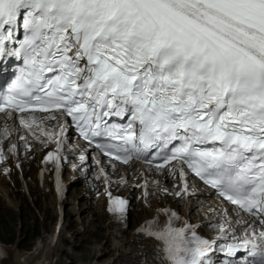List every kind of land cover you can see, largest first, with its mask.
Segmentation results:
<instances>
[{
	"label": "snow or ice",
	"instance_id": "obj_1",
	"mask_svg": "<svg viewBox=\"0 0 264 264\" xmlns=\"http://www.w3.org/2000/svg\"><path fill=\"white\" fill-rule=\"evenodd\" d=\"M12 60L0 114L26 131L18 139L28 151L29 137L54 146L44 162L56 168L58 191L70 119L110 162H141L173 177L165 193L193 196L192 175L251 217L221 251L264 264V0H0V72ZM9 151L18 155V145ZM101 176L110 185L103 167ZM104 195L107 212L126 227L129 201L109 187ZM164 214L163 225L149 221L138 233L162 243L165 264H210L216 241L187 222L176 227V212ZM45 250L39 238L22 253L25 264H51ZM9 256L0 244V264Z\"/></svg>",
	"mask_w": 264,
	"mask_h": 264
},
{
	"label": "bare ground",
	"instance_id": "obj_2",
	"mask_svg": "<svg viewBox=\"0 0 264 264\" xmlns=\"http://www.w3.org/2000/svg\"><path fill=\"white\" fill-rule=\"evenodd\" d=\"M30 165L33 164L30 163ZM134 169L137 171L138 174H141L142 171H140L137 167L130 168L128 169V171L129 170L133 171ZM118 172H119V180H121L125 171L119 170ZM76 173H79V171H77ZM148 176H151V174L148 173ZM77 181L79 183H82L80 188H83L85 187L88 179L85 177H79ZM151 181L152 183L150 185L151 186L150 188L152 192L157 193L156 194L157 197L151 199L152 202L151 206L154 205L155 207L156 203H159L160 205H165L170 200H176L174 195L163 193L164 188H168L169 190H174L173 184L175 182L171 180L169 176H158V177L153 176ZM131 191H132L131 188H128V193H131ZM77 195L80 196L81 192L79 191ZM181 200L184 201L182 203L183 218L186 219L192 218L194 222H203V224L207 227H212L215 224L222 222V220H220V214L216 209V203L212 202L204 194L195 192L194 195L191 197H181ZM1 202L2 201L0 199V203ZM47 204H52V202L48 201ZM83 212L84 210L81 211V213ZM151 213H152L151 209L143 208L142 213L134 212L133 216L136 219V221H138L148 216ZM84 219H85V215H82L80 217V220L83 221ZM75 222H76L75 220H72L71 223L74 224ZM223 223L225 224L226 222ZM121 243L122 244L120 246L109 250V252L114 251V253L111 255V257L108 260L103 261L101 264H138L143 253L149 252L154 247V243L149 242L145 245V247L139 248L137 242V235L135 234L134 231L130 232L128 236L121 238ZM60 249L61 246H59V242H57L51 248L50 250L51 259L56 257L55 261L54 262L52 261L51 264H55L57 262V258H59L60 255ZM7 250H10V256L4 259L5 261H7V264H24L20 259V256H22V250H18L15 247V242L9 245L7 247ZM89 262L90 264H98L97 261L93 263V259L88 262L84 261L83 263L89 264Z\"/></svg>",
	"mask_w": 264,
	"mask_h": 264
},
{
	"label": "rangeland",
	"instance_id": "obj_3",
	"mask_svg": "<svg viewBox=\"0 0 264 264\" xmlns=\"http://www.w3.org/2000/svg\"><path fill=\"white\" fill-rule=\"evenodd\" d=\"M180 205V204H179ZM22 210V208H21ZM15 214L9 212V215L7 216L9 219V223L7 224V221L2 223L0 221V239L3 240L5 243L8 245L13 244L14 242L17 241V235L19 234L20 237L22 238L21 241H19V247H17L19 250H29L34 243L36 242L39 232H34L32 228V224L29 223V220L31 219L30 217L28 218V221L25 222L23 226L19 228V230H16V224L17 221L21 220L24 218L23 212L21 215H16V219L14 217ZM23 223V222H22ZM19 227V224H18ZM19 237V238H20ZM16 240V241H15ZM102 239L100 237H90L87 241H85L78 252L68 254V255H63L69 260H86V261H91L95 253L97 251L98 246L102 243ZM18 242H16L17 244ZM90 264V262H89Z\"/></svg>",
	"mask_w": 264,
	"mask_h": 264
}]
</instances>
